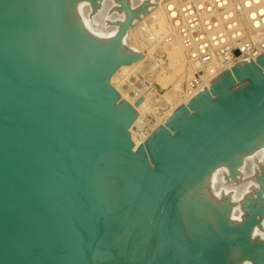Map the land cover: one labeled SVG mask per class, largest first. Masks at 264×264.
Instances as JSON below:
<instances>
[{
  "label": "water",
  "instance_id": "95a60500",
  "mask_svg": "<svg viewBox=\"0 0 264 264\" xmlns=\"http://www.w3.org/2000/svg\"><path fill=\"white\" fill-rule=\"evenodd\" d=\"M155 0H0V264H264V54L144 143L110 87Z\"/></svg>",
  "mask_w": 264,
  "mask_h": 264
},
{
  "label": "bare ground",
  "instance_id": "6f19581e",
  "mask_svg": "<svg viewBox=\"0 0 264 264\" xmlns=\"http://www.w3.org/2000/svg\"><path fill=\"white\" fill-rule=\"evenodd\" d=\"M155 1L158 5L147 14V17L145 16L142 24L135 29H128L126 35V41L132 37L131 49L142 56L131 60L129 64L119 66L109 84L111 88L115 87L122 100L138 113L127 131L142 139V143L146 142L159 126H166L165 119L185 103L183 96L193 77L194 69L190 63V54L196 45L184 46L178 32V28L189 20L182 11L183 7L201 4L204 9L200 12L201 18L205 20L208 16L214 15L220 21L222 31L224 11L232 9L233 4L239 2L232 0L233 4L224 9L223 5L214 4L213 0ZM256 2H260L264 8V0ZM247 5L249 6V3ZM210 6L211 9H208ZM251 20L250 11L245 10L240 21L241 29L250 28ZM133 70L135 72H132ZM137 72L140 76L135 74ZM141 74L146 83L143 82L136 90L132 84L143 78ZM120 76L128 77L126 85H123L125 88L119 87ZM132 81L134 82L131 83ZM210 87L211 85L209 89ZM160 91L165 93L162 95ZM145 113L153 114L154 120L150 121ZM137 133H140V136Z\"/></svg>",
  "mask_w": 264,
  "mask_h": 264
},
{
  "label": "built area",
  "instance_id": "2783aa9c",
  "mask_svg": "<svg viewBox=\"0 0 264 264\" xmlns=\"http://www.w3.org/2000/svg\"><path fill=\"white\" fill-rule=\"evenodd\" d=\"M213 3L223 5L225 9L233 1L213 0ZM233 6L224 11L222 31L221 23L214 15L205 20L201 18L200 12L204 10L201 4L182 9L189 20L178 28L180 38L184 46L196 45L190 54L194 72L183 96L185 105L203 88L209 89L210 83L227 69L249 58L256 61L258 55L264 54V8L256 0H239ZM245 10L250 11L252 18L250 28L246 30L240 27Z\"/></svg>",
  "mask_w": 264,
  "mask_h": 264
},
{
  "label": "rangeland",
  "instance_id": "374dc122",
  "mask_svg": "<svg viewBox=\"0 0 264 264\" xmlns=\"http://www.w3.org/2000/svg\"><path fill=\"white\" fill-rule=\"evenodd\" d=\"M146 17H147V15H146ZM146 18H145V16L138 22V23H136L131 29H135V28H137L140 24H142V22L145 20ZM130 30V29H129ZM129 32V31H128ZM130 38V37H129ZM133 43V40H132V37L130 38V40L128 39L127 41H126V46L128 47V48H131V45H132V43ZM132 72H135L134 70L132 71ZM135 74H137L138 76H140V74H138V72L137 73H135ZM142 75V74H141ZM143 76V75H142ZM127 77V76H126ZM125 76H120L119 77V79H118V84H119V87L121 88V86L122 87H126V86H123V85H126V83H125V81H127V78H126ZM129 77H130V75H129ZM134 80V79H133ZM143 80V81H142ZM134 81H132L131 83H133ZM143 82H145L146 83V80H144V76H143V78H141V80H137V81H135V83L134 84H132V86L134 87V89H139L141 86H142V83ZM139 85H138V84ZM141 83V84H140ZM118 86V85H117ZM114 89H115V91L116 92H118V90H116V88L114 87ZM154 93V92H153ZM160 93L163 95L165 92H162V91H160ZM122 101V97L121 98H119L116 102H115V104L116 105H119L120 104V102ZM148 116V119L150 120V121H153L154 119H153V114H147V113H145V116ZM137 135L138 136H140V133H137Z\"/></svg>",
  "mask_w": 264,
  "mask_h": 264
}]
</instances>
